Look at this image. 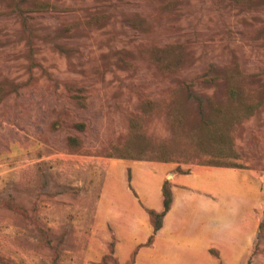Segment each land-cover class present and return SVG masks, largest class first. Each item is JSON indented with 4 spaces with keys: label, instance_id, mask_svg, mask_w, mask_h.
Here are the masks:
<instances>
[{
    "label": "rangeland",
    "instance_id": "374dc122",
    "mask_svg": "<svg viewBox=\"0 0 264 264\" xmlns=\"http://www.w3.org/2000/svg\"><path fill=\"white\" fill-rule=\"evenodd\" d=\"M108 158L264 182V0H0V264L109 255Z\"/></svg>",
    "mask_w": 264,
    "mask_h": 264
},
{
    "label": "crops",
    "instance_id": "0c3cea01",
    "mask_svg": "<svg viewBox=\"0 0 264 264\" xmlns=\"http://www.w3.org/2000/svg\"><path fill=\"white\" fill-rule=\"evenodd\" d=\"M126 159L99 162L103 171L94 220L107 228L119 264H251L264 211V182L252 170ZM171 203L152 243L147 209L163 210L162 185ZM100 260V259H99ZM92 260L91 263H97Z\"/></svg>",
    "mask_w": 264,
    "mask_h": 264
},
{
    "label": "trees",
    "instance_id": "16d2710c",
    "mask_svg": "<svg viewBox=\"0 0 264 264\" xmlns=\"http://www.w3.org/2000/svg\"><path fill=\"white\" fill-rule=\"evenodd\" d=\"M199 80L209 81V79L206 78L205 76L199 78ZM193 83L194 82H190V83H188V85L192 86ZM69 91H70L71 97L78 99V100L84 98L85 97L84 94H86V90L84 88H70ZM80 127H82V126H80ZM228 167H234V166H228ZM235 167H237V166H235ZM161 191H162V198H163V210L161 212H156L152 209L146 210V213H147L148 219H149V223H150V226L152 228V234L148 238L146 245H149L150 243H152L154 235L160 229L161 224H162V218L165 215V213L168 211V209L170 207L171 200H172L170 186L168 183L165 182L162 185ZM108 246L111 249L110 254L102 256L101 259L99 260V262L92 263V264H119L117 259L114 257L113 241L110 242V244ZM135 255H136V251H134L132 253L130 261L127 262L126 264H133Z\"/></svg>",
    "mask_w": 264,
    "mask_h": 264
}]
</instances>
